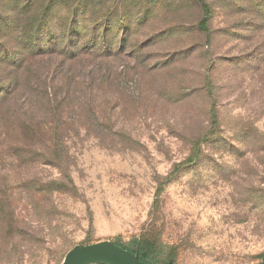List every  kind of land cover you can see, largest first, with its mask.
<instances>
[{"label":"rangeland","instance_id":"374dc122","mask_svg":"<svg viewBox=\"0 0 264 264\" xmlns=\"http://www.w3.org/2000/svg\"><path fill=\"white\" fill-rule=\"evenodd\" d=\"M202 1L55 0L35 39L57 52L26 61L44 10L0 0V264L103 242L264 264V0Z\"/></svg>","mask_w":264,"mask_h":264},{"label":"trees","instance_id":"16d2710c","mask_svg":"<svg viewBox=\"0 0 264 264\" xmlns=\"http://www.w3.org/2000/svg\"><path fill=\"white\" fill-rule=\"evenodd\" d=\"M55 0H24L26 7H27V13H29V10L33 9L35 7L34 3H38V7L42 10H44L39 17L34 18L32 21H28L26 24V36H25V52H26V57L25 60L28 61L29 59H37V58H41L44 59L46 57H48L51 54H54L57 52V49L54 48L51 50H46L44 48V45L40 44L37 45L39 43V40L35 39V37L39 36L37 35L39 33L38 29L42 23V21L44 20V13L45 10H48L50 8V6L53 4ZM200 2L203 3L202 0H198ZM203 11H204V17L203 20L200 22L199 24V28L201 31L209 33V29H208V21L211 18V9L207 4H203ZM30 14V13H29ZM43 15V16H41ZM38 26V27H37ZM32 27V28H30ZM35 30L37 32V34H35ZM39 38V37H37ZM88 51L86 50H81L80 48V44L77 42H70L66 47H64L62 49L61 55L62 56H66L68 58H73L76 59L78 58L80 55H82L83 53L86 54ZM88 54H96L98 57H102L104 56V58H110L112 56V54L109 55H104L103 51H98L96 53L89 52ZM15 87V86H14ZM34 88V87H33ZM62 106V101L60 102H56L55 105H53L51 102H48V107H49V114H51L44 123H56L58 126H60L59 124V120L60 117H56L57 112L60 109V107ZM53 107H55V112H53ZM56 113V114H55ZM10 123H12L14 126H16L17 129H19V131L22 133L21 136H23L25 141H35L36 137L41 134L39 132V127L42 125L43 122L39 121V120H35L33 118H25V119H12L10 121ZM58 140H61V137H59V135H56ZM117 245V244H116ZM119 246V245H118ZM125 250H127L126 248L119 246ZM132 254H135L138 256V259L143 263V264H166L165 262H163L162 260L154 257V255L146 250V249H141L139 251L137 250H127Z\"/></svg>","mask_w":264,"mask_h":264},{"label":"water","instance_id":"95a60500","mask_svg":"<svg viewBox=\"0 0 264 264\" xmlns=\"http://www.w3.org/2000/svg\"><path fill=\"white\" fill-rule=\"evenodd\" d=\"M101 257L118 264H143L129 251L111 242H103L87 247H76L69 252L63 264H93L90 263L92 260Z\"/></svg>","mask_w":264,"mask_h":264},{"label":"bare ground","instance_id":"6f19581e","mask_svg":"<svg viewBox=\"0 0 264 264\" xmlns=\"http://www.w3.org/2000/svg\"><path fill=\"white\" fill-rule=\"evenodd\" d=\"M90 263H109V264H118L116 262H113L112 260L106 259V258H97L95 260H92Z\"/></svg>","mask_w":264,"mask_h":264}]
</instances>
